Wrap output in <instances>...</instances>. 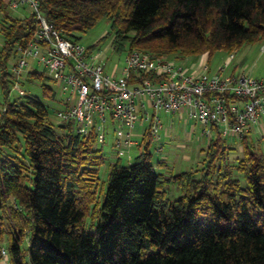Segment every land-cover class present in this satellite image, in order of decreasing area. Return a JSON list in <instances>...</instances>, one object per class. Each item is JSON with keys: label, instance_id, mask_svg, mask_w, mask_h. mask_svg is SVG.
Wrapping results in <instances>:
<instances>
[{"label": "trees", "instance_id": "16d2710c", "mask_svg": "<svg viewBox=\"0 0 264 264\" xmlns=\"http://www.w3.org/2000/svg\"><path fill=\"white\" fill-rule=\"evenodd\" d=\"M39 8L75 39L108 19L117 52L162 42L184 55L208 51L209 63L217 50L264 41V0H40ZM6 9L0 0V260L6 248L10 264H264V150L250 132L236 167L215 126L203 167L169 175L155 166L147 132L144 150L129 164L111 163L102 182L106 156L95 133L54 122L35 93L12 96L7 66L38 20ZM27 75L50 79L35 68ZM42 90L56 98L49 84ZM171 182L183 187L178 198L168 196Z\"/></svg>", "mask_w": 264, "mask_h": 264}, {"label": "built area", "instance_id": "2783aa9c", "mask_svg": "<svg viewBox=\"0 0 264 264\" xmlns=\"http://www.w3.org/2000/svg\"><path fill=\"white\" fill-rule=\"evenodd\" d=\"M8 3L13 8L28 7L38 20L31 41L16 45L11 73L20 79L31 60L41 65L38 71L53 80L63 96L58 121L82 137L95 133L98 142L113 133L112 148L120 159H130L133 147H144L145 140L136 139L132 131L139 121L147 123L145 135L149 132L154 143L160 142L161 111L185 112L202 125L208 140L215 126L227 140L241 139L264 116V75L225 73L224 67L211 72L206 61L194 71L187 70L176 60L136 48L127 51L118 75L106 68L108 49L85 46L55 28L40 10V0ZM229 56L225 66L234 58L233 53ZM155 149L154 161L161 159L162 147ZM1 260L10 264L6 248Z\"/></svg>", "mask_w": 264, "mask_h": 264}, {"label": "rangeland", "instance_id": "374dc122", "mask_svg": "<svg viewBox=\"0 0 264 264\" xmlns=\"http://www.w3.org/2000/svg\"><path fill=\"white\" fill-rule=\"evenodd\" d=\"M6 11H8L10 14H12L15 17H25V16H30V11L28 9H25V7H19V8H13L10 5L7 7ZM1 14L3 12H0ZM1 16V15H0ZM113 30H111L110 28V21L106 18H102L100 19L91 29H89L88 31H86L85 33H83L81 35V38L79 39L80 42L82 44H84L85 46H93L96 44V48L99 49H108V51H106V57H107V70L109 72H112L115 65L118 64V66L121 68L124 64V58L125 55L127 53V51L131 48V46L129 44L126 45L125 49L127 48V50L125 51V49L122 52H117L116 50H113L112 46H110V43L112 44V41L114 40V35L112 33ZM109 33L110 35H108V37L103 39V36L105 34ZM110 46V49H109ZM264 46V41H258L254 44H244L240 49L234 51V56L235 58H232L231 60H233L230 64H228L227 66H225L226 61L228 60V58L230 59V52H228L225 49H220L217 50L216 52H214L212 54V56L210 57L209 60V67H210V71L211 72H217L220 68L224 67V72L225 73H233L235 70V72H240L243 68L252 76H262L264 75V50L263 49ZM144 47V48H143ZM147 47V48H146ZM136 49H140V50H147L150 51L152 53H154L155 55H157L158 57H163L165 59H170V60H176V62L178 64H183L184 67L188 68L187 70H192L194 71L196 68L198 69L202 63H204L205 61L208 62V58L210 53L208 51H205L203 53L197 54V55H184L180 50H175V51H171L168 50L167 45L162 43V42H153L151 44H148L147 46H142V47H137ZM13 62L10 61L8 64V67H12ZM230 65V66H229ZM229 66V67H228ZM33 67L37 70H41V65L35 63L33 65ZM30 67H26V71L27 69H29ZM120 69L118 71V75L120 74ZM26 74V73H25ZM23 75L24 77H21V89H24V91L26 92H32L35 93L36 95L40 96L43 101L49 105V117L51 120H53L54 122L58 121V117H57V110L59 108L64 107L63 102L61 101V99L63 98V96L61 95L60 90L58 89V87L55 86L53 80L46 78V75H43L47 80L46 81H40L37 79H32V80H28V75ZM43 83H47L49 84L51 87H53L56 91V98L55 99H49L48 97H45L43 95V90H42V84ZM19 94V89L17 90H12V96L13 95H18ZM4 98H3V94H0V106H2V102H3ZM202 126V125H201ZM200 126L201 132L203 131V127ZM141 127L139 125H137V130H139ZM112 136V135H111ZM260 136V135H259ZM264 136V135H263ZM199 137V132L196 133L193 137V140L191 142H187V139H183L182 136L176 137L174 138V140L172 141V143L169 145L168 148L169 150H171L170 154H171V160L173 161H177V156L179 155L182 156L184 154V152L187 153H191L192 156H194L193 159V164H198L197 162V156H199L200 153V147H201V140L198 138ZM112 137H109V139L107 140V144H105L103 146V150L106 154V162L103 164V166L101 167L100 170V175H101V180L106 181L107 177H108V172H109V166L112 160V158L117 157L116 153L114 152L113 148H112ZM257 139V141L259 142L260 148H262L264 150V140L261 138H264L262 136H260V138L258 136L255 137ZM180 141H185L187 148H179L178 146L182 144V142L180 143ZM207 141V140H206ZM205 146L207 148L208 146V141L204 142ZM228 145L229 146H234L232 148H234L231 152H230V163L233 164L234 167H236V165H238L239 160L242 159V157L244 156V150L242 148L243 143L240 141L239 138L233 139L232 141L228 139ZM239 145H242L239 147ZM183 147V146H182ZM239 147V148H238ZM135 149V147H133L131 149V153H134V156L136 155L135 153H137V151L132 152ZM207 152V151H205ZM159 155H163L162 152ZM202 156V155H201ZM205 156V155H204ZM203 156V158H204ZM153 159H154V155H153ZM202 159V157H201ZM200 159V160H201ZM122 164H128L130 162H133V160L129 159V157H123L121 159ZM181 160V159H180ZM203 160V159H202ZM190 162V161H189ZM192 163V162H190ZM185 164V167H183ZM204 164V163H203ZM203 164L200 165L198 164V168L199 167H203ZM183 166L179 168V164L177 163H173V165L170 164L171 167L170 168V172L167 171L165 172V174L169 175L172 172L173 173H177V172H181L184 170H188L189 168L186 167V161L182 164ZM240 177V175H238ZM242 181L244 182V180L242 179ZM106 183V182H105ZM178 184L175 183H171L170 185H168V189H167V193L168 196L172 199L178 198L180 196V194H183V192L181 191V189H178ZM101 189H98V201L101 200L102 198V193L100 192ZM101 193V194H100ZM10 213H5L4 216H7ZM94 215V212L93 214ZM94 218V217H93ZM11 221V219H8L7 224H9V222ZM88 223L90 224L92 222V218L89 217L87 218ZM26 226V230L24 233V244H27L28 239H29V227L28 225ZM11 227V226H10ZM4 245H6V241L3 242ZM10 260V258H9ZM2 260L0 261V264Z\"/></svg>", "mask_w": 264, "mask_h": 264}, {"label": "crops", "instance_id": "0c3cea01", "mask_svg": "<svg viewBox=\"0 0 264 264\" xmlns=\"http://www.w3.org/2000/svg\"><path fill=\"white\" fill-rule=\"evenodd\" d=\"M5 3L7 5V7H8L9 6L8 0H5ZM25 9H28L30 11V15H31V10L28 7H25ZM6 13L9 14V15H11V16H13L8 11H6ZM0 15H1L0 16V49H1L2 46H3V44H4V37H3L2 31H1V25H2L3 21H5V16L6 15H5L4 12L2 14L0 13ZM13 17H15V16H13ZM16 18H23V17H16ZM262 50H264V46H263V49ZM12 62H14L13 59H12ZM34 64L35 63L31 60L30 66H29L30 68L27 69V71L25 72L26 74L24 73L25 75L28 74L29 70L33 69L32 67H33ZM119 69H120V67L117 64V65H115V67H114L113 70H116L117 71L116 73L118 74ZM6 71H7V73L12 74L11 71H10V68L8 66H7ZM235 71H237V70H235ZM241 71H244L245 73L249 74L244 68ZM112 73H113V71H112ZM251 75H253V74H251ZM23 77L24 76H22V78ZM14 79H15V82L11 85V91L12 90L19 89V92H24V89H21L20 88V86H21V78L20 79H16L14 77ZM1 93H2V90H1V86H0V94ZM159 115H160L161 122H162V128H161V135L162 136H161V140H160L159 143L158 142L157 143L156 142L154 143V147H156V145L161 146L162 147V150L160 151V154L162 152L163 155L160 156L161 159L156 160L154 162L155 163V166L157 168H159V170L165 174V172H167V171L170 172V168H169V167H171L170 164L173 165V163H177V164H179V168H180V167L183 166L182 164L186 161V167L189 168L188 170H192V171L196 170L198 168V166H197L198 164L202 165L204 163V159L206 157V152L205 151L208 149L209 144H210V140L206 139L202 133L200 134V132H201V129H200L201 124L198 121H196V120L189 119L188 116H187V114L185 112H181V113H170V112H166V111H161L159 113ZM137 125H139L141 127L139 130L136 129L137 128ZM146 126H147V123H145L143 121H139V122L136 123V125L134 126V128L132 130L133 131V135H134V137L136 139H143L144 140ZM198 132H199V137L198 138L201 140L200 153H199V156H197V158H196L197 161H198L197 162L198 164H195V165L193 164L194 156H192L191 153L189 154L187 152H184V154L182 156H180V158H179V155H178L177 156V161L171 160V154H170L171 150H169L166 147H169V145L172 143V141L174 140V138L179 137V136H182L183 139H187V142H191L193 140L194 135L196 133H198ZM111 135L113 136V133L107 134L105 141L104 142H98V143H100L102 145V147H103L105 144H107L106 142L109 139V137H112ZM249 135L253 139V141L255 143H257L258 146L260 147L259 142L257 141V139L255 137L256 136H258L259 138H260V136L264 137L263 136L264 135V116L261 117L259 123L256 124L252 128V130L250 131ZM113 139L114 138H112V145H113ZM261 139L264 140V138H261ZM206 140L208 141L207 148H206L205 143H204V142H207ZM240 141H242V138L240 139ZM181 142H182V144L179 145L178 147L179 148H187L186 142L185 141H180V143ZM240 146H242V145H239V147ZM154 147H153V149H154L153 151L155 152L156 149ZM231 147H234V146L231 145ZM143 150H144V147H139V145L136 146L135 149L132 152L137 151V153H135L136 154L135 156H134V153H131L132 156H131L130 159L131 160H134L135 157L137 155H139ZM105 156H106V154H105ZM203 156H204V158H203ZM201 157H202L203 160L201 159ZM118 158H120V157L117 156L115 158H112V160H110L111 163L116 162L118 160ZM106 159H107V157H106ZM189 161L192 162V163H190ZM183 167H185V164H184ZM184 171H187V170H184ZM179 172H177V173H179ZM181 172H183V171H181ZM171 183H175V182H171ZM170 184H168V185H170ZM175 184H178V187L177 188L178 189H181V191L183 192L182 185L180 183H175ZM168 185L166 186V190L168 189L167 188Z\"/></svg>", "mask_w": 264, "mask_h": 264}]
</instances>
